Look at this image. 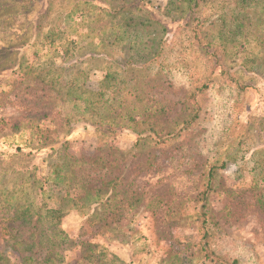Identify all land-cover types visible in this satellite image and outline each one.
Wrapping results in <instances>:
<instances>
[{
    "label": "rangeland",
    "instance_id": "374dc122",
    "mask_svg": "<svg viewBox=\"0 0 264 264\" xmlns=\"http://www.w3.org/2000/svg\"><path fill=\"white\" fill-rule=\"evenodd\" d=\"M126 1H134L160 21L169 41L176 24L163 16L168 0ZM98 8H103L102 1L35 0L26 13L2 19L0 194L11 204L36 206L40 198L35 182L46 173L49 157L45 154H51L50 149L59 150L67 142L68 154L93 160L102 145L112 147L115 151L109 154L118 156L113 154L109 162L115 165L112 171L123 173L121 187L128 189L127 201L114 204L96 220L74 210L65 213L60 226L72 247L63 264H207L199 246V199L207 166L224 163L206 194L209 220L231 249L250 257L249 261L240 257L242 264H264V0H253L239 11L240 34L228 45L230 64L226 65L247 89L237 90L233 76H222L202 96L203 113L193 136L183 135L186 141L181 147L166 148L138 141L137 136L152 125L161 134L180 123L187 115L177 104L182 95L164 92L154 100L130 98L125 107H147L149 119L134 126V132L119 131L108 142L85 120V91H97L104 75L119 73L134 54L127 42H116L121 29ZM217 8L216 2L207 5V11ZM25 22L29 33L23 30ZM52 25H62L63 41L51 50L41 48L34 42L35 33ZM208 29L212 37L224 32L223 27L217 32L216 25ZM139 32L135 39L142 49L161 37L156 28ZM66 40L75 45L65 49ZM72 81L80 97L76 104L63 96L64 86ZM163 105L168 109L155 113ZM64 118L68 124L61 122ZM230 121L232 128L223 131ZM12 123L20 127L14 133L9 131ZM36 125L39 129L31 130ZM243 133V150L234 153L229 139ZM39 139L45 141L43 148H30ZM19 261L0 239V264Z\"/></svg>",
    "mask_w": 264,
    "mask_h": 264
},
{
    "label": "trees",
    "instance_id": "16d2710c",
    "mask_svg": "<svg viewBox=\"0 0 264 264\" xmlns=\"http://www.w3.org/2000/svg\"><path fill=\"white\" fill-rule=\"evenodd\" d=\"M34 1L0 0V28L4 27L3 18L26 13L30 2ZM94 1L103 2V8L98 10L121 29L122 33L120 31L116 42H127L134 50V54L124 63L119 73L107 72L97 91H85L87 96L82 106L88 114L85 120L104 141L108 142L109 137L121 130L134 132V126H142L143 119H149L150 111L147 107L142 110H129V105L125 107L130 98L142 96L154 100L162 98L164 92H172L173 96L182 95L177 104L182 106V111L187 112L185 118L166 133H158L152 125L138 133L137 137L138 141L148 140L155 147L166 148L174 144L181 147L188 137L193 136V130L199 125L203 113L202 96L211 91L222 76H233L232 81L237 90L247 89L226 64H230L228 45L240 34L239 11L249 6L253 0H168L163 16L176 24L169 41L166 27L154 19L151 13L141 11L134 1ZM213 2L218 3V8L207 11V5ZM11 10L15 13L7 16ZM27 25V22L23 24V30L29 33L27 27H24ZM214 25L217 32L224 28V32L219 31L217 37L208 33V27ZM145 28L158 29L161 37H155L147 48L142 49L141 41L135 38ZM63 33L62 25H52L46 32H36L34 42L41 48L47 47L51 50L63 41ZM70 45L75 43L64 41L65 49ZM141 50L144 55H141ZM170 51L175 53L170 54ZM74 83L68 82L64 86L63 96L76 104L80 97ZM177 104L168 102L173 108ZM166 108L168 109L167 105H163L155 113L161 114ZM61 122L68 124L69 120L64 118ZM10 126L11 133L20 129L16 123ZM230 128L232 121L223 131ZM35 129H39V126H31V130ZM225 135L232 138L227 133ZM244 136L245 133L229 139L234 153L243 150L246 143ZM44 143L45 141L39 139L36 145L31 143L30 148L40 150ZM50 150L51 154H45L49 157L46 161V173L40 181L35 182L37 196L40 198L38 205L35 206L32 202L23 205L17 202L11 204L0 194V239L4 240L9 250L18 255L19 264H63L65 253L72 247V241L60 226L65 213L74 210L96 220L101 218L102 212L112 209L114 204L126 203L128 198L126 185L121 187L123 173L118 169L112 171L115 165L113 161L109 162L113 154L118 156L116 153L112 156L109 154L110 151H115L112 147L102 145L93 160L76 159L68 154L67 142L59 150ZM223 167L224 163L219 166L214 163L206 168L207 176L205 185H202L197 215L200 252L207 264H242L240 257L247 261L250 257L247 259L231 249L217 235L216 223L208 217L206 194L213 185L216 171ZM225 248L230 251H225ZM91 261H94V257H91Z\"/></svg>",
    "mask_w": 264,
    "mask_h": 264
}]
</instances>
